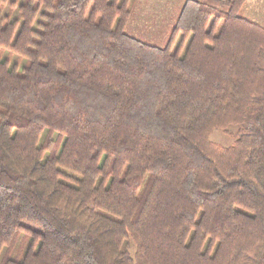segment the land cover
Masks as SVG:
<instances>
[{
    "label": "trees",
    "instance_id": "1",
    "mask_svg": "<svg viewBox=\"0 0 264 264\" xmlns=\"http://www.w3.org/2000/svg\"><path fill=\"white\" fill-rule=\"evenodd\" d=\"M247 1L186 0L161 48L126 33L129 0H0V254L39 243L3 264H264Z\"/></svg>",
    "mask_w": 264,
    "mask_h": 264
},
{
    "label": "rangeland",
    "instance_id": "2",
    "mask_svg": "<svg viewBox=\"0 0 264 264\" xmlns=\"http://www.w3.org/2000/svg\"><path fill=\"white\" fill-rule=\"evenodd\" d=\"M185 1L186 0H129L132 14L128 24H126V33L147 44L161 48L166 47L170 41L171 34L176 26V22ZM220 9L223 12L227 11L225 7H220ZM17 11L16 9L14 16H12L13 18L17 15ZM241 15L250 18L264 27V0H248L242 7ZM180 40L181 38L176 41L173 46L174 48L179 45ZM237 129V127H231L229 129L233 133L232 136L227 135L224 131L214 130L211 134V139L223 146H231L237 139ZM45 137V135L41 137V143L45 142ZM46 156H48V153ZM146 180L147 178L145 181ZM147 188L143 183L141 192L142 190H145V192L141 194L139 204L143 203ZM33 235L34 234L28 231L18 232L14 236L12 242L2 249L0 264L8 260L20 261L30 249H38L39 243L35 241ZM129 251L134 254L135 248L131 246Z\"/></svg>",
    "mask_w": 264,
    "mask_h": 264
}]
</instances>
